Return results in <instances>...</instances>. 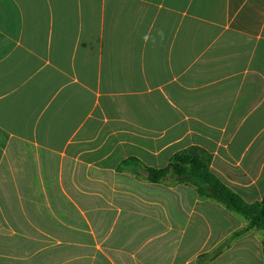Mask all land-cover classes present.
<instances>
[{"label":"crops","instance_id":"crops-1","mask_svg":"<svg viewBox=\"0 0 264 264\" xmlns=\"http://www.w3.org/2000/svg\"><path fill=\"white\" fill-rule=\"evenodd\" d=\"M193 146L263 199L264 0H0V264H264Z\"/></svg>","mask_w":264,"mask_h":264},{"label":"trees","instance_id":"trees-1","mask_svg":"<svg viewBox=\"0 0 264 264\" xmlns=\"http://www.w3.org/2000/svg\"><path fill=\"white\" fill-rule=\"evenodd\" d=\"M211 163L212 155L209 152L193 146L177 154L166 168L147 167L146 171L152 183H159L171 176L180 182L192 184L200 195L216 200L226 209L246 218L249 224L245 231L264 230V196L261 201L247 203L212 172Z\"/></svg>","mask_w":264,"mask_h":264},{"label":"clouds","instance_id":"clouds-1","mask_svg":"<svg viewBox=\"0 0 264 264\" xmlns=\"http://www.w3.org/2000/svg\"><path fill=\"white\" fill-rule=\"evenodd\" d=\"M158 35L160 36V39L163 40L164 38V33H163V30H161ZM155 42V41H154Z\"/></svg>","mask_w":264,"mask_h":264}]
</instances>
